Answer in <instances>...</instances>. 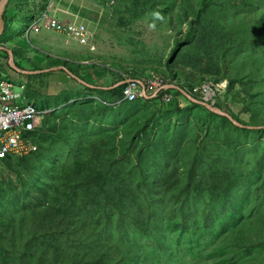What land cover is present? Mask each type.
<instances>
[{"label":"rangeland","instance_id":"obj_1","mask_svg":"<svg viewBox=\"0 0 264 264\" xmlns=\"http://www.w3.org/2000/svg\"><path fill=\"white\" fill-rule=\"evenodd\" d=\"M170 1V4H167L166 1L165 5H163L164 11H159L156 6V10L146 9L148 6L142 3L138 8H133L134 0H55L56 5L53 6L51 0H23V6L27 8L32 5L35 9L39 8L42 11L48 8L50 4L52 8H56V11L61 12L67 19H79L80 21H86L90 25L91 29L96 33L93 47L79 43L85 46L83 52L77 53L73 50V56L69 55V51L54 52V56L57 58L49 57V63L53 66L65 67L68 65L76 68L80 76L90 84L96 86L108 84L112 86V84L120 80L119 75L121 76V72L127 74L131 71L147 76L160 75L157 68H160L161 65L163 66L161 69L166 71V63L177 45V40L180 41L181 45L175 53L172 63L175 69L180 70L178 78L183 82L186 81L188 76L194 85L202 83L204 81L202 78L204 72L202 70L208 69L212 62L209 60L195 61L193 55L196 51L187 52V48L190 49L189 46L191 45L189 31L192 30L191 26L193 25L194 28H199V31L200 29L206 31L216 27L217 30L215 31H217L220 46L216 45V49L214 48L213 62L227 68L230 77L239 74L244 75L242 73L245 71L247 73L245 75L249 77L246 82L254 78L252 85L257 86V89L259 88L264 75L261 74L260 70L256 74H252L249 69L251 68L250 64L253 65L251 54L256 57L264 56V20L258 19L264 12V0H209V11L204 12V14L208 15L206 19H201V23L204 22V24L209 25L207 27H202L201 24H198L200 21L196 19L194 14V12L197 13L203 9L202 0ZM126 5L129 6L128 9ZM150 5L151 3H149ZM214 7L216 8L214 9ZM143 9L146 12L143 13ZM204 24L203 26H205ZM24 42L27 44L26 49L29 52L36 53L37 50L33 49L26 39H24ZM77 43L73 45L77 47L79 45ZM41 55L48 57L47 54L42 52ZM66 57L70 60H66ZM22 58H27V60L31 61L26 55L22 57V53L19 50L16 51L15 59L22 62ZM4 63L8 65V60ZM21 67L26 69L25 66ZM12 68L13 73L20 77L16 78L17 76H13L10 80L16 85H25L29 100H35L43 110L49 113L43 118L42 125L38 128H44L43 130L46 134L39 136V134L42 133L43 135L44 133H37L36 139L39 142L37 141L38 144H36L34 141L36 149L33 151L38 152L40 160L32 176H27L20 172L23 170H21L20 162L16 158L5 162L0 169V235L5 234L7 239L10 240L9 231L4 230L6 221H1L18 214H25L22 209V204L25 202H28L27 205L34 207L40 202V199L49 198L51 193L50 185L57 184L62 175L67 179L66 184L71 187H73L74 183H80L84 180L88 181L89 168L77 173L76 164L82 160L88 162L89 157L99 151L102 141H104L107 148L103 152L105 154L100 159V163L106 166L108 160L115 158L119 162L128 160L131 168L135 167L128 179L133 182L135 193L141 196L142 205L139 209L145 208L148 203L145 200V191H148V185L145 183V186H142L141 183L144 181L140 172H137L136 164L143 165L145 170L150 172L154 163L146 156L145 142L135 145L130 154L123 156L121 140L124 139L125 145L133 141V134H129L134 133L139 128L137 121L151 120L155 124L158 122L162 123L166 119H157L159 116L153 114L154 110L150 105L145 110L136 112L134 116L129 115L131 116L130 118L121 116L122 110L119 105L113 109H103V113L97 112L94 116L79 118L77 115L81 114V112L73 108L74 103L84 102L86 99L101 100L106 98L105 94L99 92V89L88 91L86 85L72 79L62 69L53 71L57 77L52 80L49 77L51 73L41 72L26 75L18 69ZM167 74L168 78H173L169 72ZM206 77L205 80L211 79L208 74H206ZM54 82L56 84L52 86ZM228 89L225 95L219 98V104L235 112L244 121L251 122L252 113L249 111L250 104L247 102L250 96L244 91L241 98L235 99L234 96H229ZM235 92H243L241 84L237 85ZM34 95L37 99L32 98ZM192 95L195 96L194 94ZM82 111L91 112L89 109ZM47 120H49L48 125L45 124ZM169 121L171 120H167V122ZM172 121L177 122L175 118ZM189 123V120H187L186 125L184 122H180L179 125L185 126L186 131L183 133V139L186 142H193L196 136L193 133V127ZM116 126L122 131L120 137L114 143L107 132L108 129L116 128ZM53 127H55L54 130ZM255 128L261 129L262 126ZM150 131L149 129L148 134ZM257 138L259 141H264V135L257 136ZM203 141L204 138L200 139V142ZM114 145L115 148L113 147ZM138 150L145 152V157L142 161L137 158L136 153ZM129 157L132 159H129ZM249 160H252V158ZM133 165L134 167H132ZM39 175L43 176L42 190L32 186ZM159 175L160 173L158 172L150 174V176H155L156 178H159ZM259 187L261 188L260 191L253 188L255 196L253 195L250 198L249 204H251L247 207V217L244 223L237 226L239 228L232 233L226 232L225 234L216 235V232H213L210 236L213 240H210V242L208 240L205 241V239H202L200 243L193 241L191 244L201 252L195 251L190 256L187 254L186 249L183 248V250L175 253L172 257L177 247L170 252L169 257L166 256L165 250L161 249L159 244L154 245L153 232L148 226H144L142 222L138 223L140 224L138 227L133 225L131 215L134 206L127 210L126 213L129 215L127 220L110 228L109 236L101 234L102 224L100 222L89 224V231L95 238H98L99 235L103 237L96 239L98 251H101L99 247L103 242H113L116 243V248H111L110 252L120 256L119 249H123L122 253L124 251L128 253L125 256L128 261L131 255L135 253L134 256L144 257L147 264H168L169 262H171L170 264H264V215L259 213L260 211L264 212V204L256 198L257 196L264 199V186L260 183ZM173 188L175 189L174 186ZM178 192L180 190H176V193ZM156 195L159 197L155 202L164 206L157 209V214L163 215L165 209L167 212L170 210L168 206L178 205V199L172 197L167 187L160 188L159 193ZM192 196L193 191L187 195L188 203L193 202L196 205L190 206L188 216L189 219L194 218L196 220V222L192 220V228H199L202 224V205L206 196H197L195 193L194 199ZM225 205H217V207L213 205L212 207H215L217 212L211 215H217V217L222 215ZM241 206L243 207L244 203H241ZM103 210L115 212V208L111 207ZM168 215L171 216V214ZM91 221L97 220L91 219ZM210 225H214V228H216L217 221H210L208 226L210 227ZM167 226L168 230L166 233L169 236H175L173 231H169L168 224ZM130 227L134 230H131ZM121 229L126 231L123 237ZM186 236L187 238L183 242L190 247L188 239L192 235L187 233ZM171 240L170 237L169 241ZM93 242L91 240L89 244ZM106 248L109 247L105 246ZM78 249L81 253L87 252L84 249ZM0 254L2 253L0 252Z\"/></svg>","mask_w":264,"mask_h":264},{"label":"trees","instance_id":"obj_2","mask_svg":"<svg viewBox=\"0 0 264 264\" xmlns=\"http://www.w3.org/2000/svg\"><path fill=\"white\" fill-rule=\"evenodd\" d=\"M166 1L167 4L171 3L170 0H134L132 7L138 8L142 3L148 6L146 9L156 10L158 7L159 11H164L163 5ZM201 2L203 9L199 10V13L194 12V14L196 19L200 21L198 24L207 27L209 25L204 24V22L201 23V19H206L208 14H204V12L209 11L210 2L209 0H202ZM149 3H151L150 6ZM128 5H126L127 9L129 8ZM144 12H146L145 9H143ZM258 19L264 20V12ZM191 27L192 30L189 31L191 45L189 46L190 49L187 48V52L196 51L193 55L195 61L209 60L212 62L208 69L202 70L204 72L202 83L208 80H230L228 85L229 96L232 95L235 99L241 98L245 91L250 96L247 102L250 104L249 111L252 113L251 122L244 121L229 108H224L219 104L218 99L216 106L229 112L245 125L240 127L228 117L212 112L205 106L189 100L176 89L164 90L158 97L151 99L143 97L133 101H124L119 105L123 118H130L129 115L134 116L136 112L145 110L150 105L154 110L153 114L159 116L157 119H166L162 123L155 124L151 120L137 121L139 128L134 133L129 134H133V141L125 145L124 139L121 140L123 156L130 154L135 145L145 142L146 156L154 163L150 172H147L143 165L136 164L138 170L136 171L140 172L144 181L141 183L142 186H145V183L148 185V191H145V200L148 202L146 207L139 209L142 205L141 196L135 193L133 182L128 179V176L135 169L134 165L132 166L134 168H131L128 160L119 162L115 158L108 160L106 166L100 163V159L105 154L103 152L107 148L104 141H102L99 151L89 157L88 162L82 160L76 164L77 173L89 168L88 181L74 183L71 187L66 184L67 179L62 175L57 184L50 185L49 198L40 199V202L34 207L27 205L28 202H25L22 204L25 214H18L1 221H6L4 230L9 231L11 241L7 239L5 234L0 235V252L2 253L0 254V264H147L144 257L134 256L133 251L134 254L131 255L129 261L125 257L128 253H125V251L122 253L123 249H119L121 254L116 256L115 253L110 252L111 248H116V243L113 242H103L99 247L101 251H98L96 239L103 237L99 235L98 238H95L89 231V224L100 222L102 224L101 234L109 236L110 228L127 220L129 215L126 212L132 206H134L131 215L133 225L138 227L140 225L138 223L142 222L144 226H148L153 232L154 245L159 244L168 257L176 247L177 249L173 252L172 257L183 248L186 249L189 256L193 255L195 251L201 252L191 244L193 241L200 243L202 239H205V241L210 242V240H213V238H210L213 232H216V235L225 234L226 232L232 233L239 228L237 226L244 223L247 217V207L251 204H249L250 198L254 195L253 188L260 191L259 184L262 183L264 186V141H259L257 138V136L264 135V76L258 89L257 86L252 85L254 78L246 82L249 77L245 75L247 74L245 71L242 73L244 75L239 74L230 77L227 68L213 62L214 48L216 49V45L220 46L219 37L217 31H215L217 30L216 27L206 31L200 29L201 32L199 28H194L193 25ZM7 35L8 29L6 28L0 36V44L7 42ZM180 45V41L177 40V45L166 63V71L161 69L163 67L161 65L160 68H157V71L158 74L167 78L169 84L179 83L177 85L194 94L193 88L202 83L194 85L188 76L186 81L181 82V79L178 78L180 70L175 69L172 63ZM16 51L18 49L14 48L15 53ZM250 57L253 60V65L250 64L249 72L252 71V74H256L260 70L261 74L264 75V56L256 57L251 54ZM66 66L74 74L80 76L76 68ZM167 72L174 79L168 78ZM223 73H225L224 76ZM128 74L132 78L147 76L131 71ZM206 74L211 79L205 80L207 78ZM119 77L120 80L112 86L125 80L122 75H119ZM81 78L86 81L83 77ZM238 84L242 85L243 92H235ZM125 88L126 84L112 89H99V92L105 94L106 98L95 99L96 101L86 99L84 102L74 103L73 108L81 112L77 117L94 116L97 112L103 113V109H113L115 107L113 103L124 97ZM86 89L95 91L88 86H86ZM167 93L174 95L171 102H165L162 99ZM194 95L200 100H204L203 97ZM32 98L37 99L35 96H32ZM36 105L39 109H42L39 103ZM85 109H89L91 112L82 111ZM173 118L178 123L173 122ZM167 120L172 122H167ZM187 120H189L190 126L193 127V133L196 136L193 142H186L183 139V133L186 131L185 126L179 125L180 122H184L186 125ZM45 124L48 125L49 120ZM247 126H253V128ZM258 126H262V128H255ZM43 129L40 128L33 133V143L35 141L38 144L37 133H44L43 135L42 133L39 134V136L46 134ZM149 129L151 131L148 134ZM156 130L157 132H155ZM121 131L116 126V128L108 129L107 134L116 143ZM202 138H204V141L200 142ZM113 147L115 148V145ZM140 150L136 154L138 160L142 161L145 152ZM15 158L20 162L21 170H23L20 172L27 176H32L40 160L38 152L31 151V153L23 156L11 155L6 159V162ZM250 158L252 160H249ZM156 172L160 173L159 178L150 176V174ZM42 178L43 176L39 175L32 186L42 190ZM157 186L158 189L156 190ZM164 187L168 188L173 198L178 199V205L168 206L170 210L167 212L165 209L162 215L157 214V209L164 206L161 203L157 204L155 200L159 197L156 195L159 193V189ZM176 190H180V192L176 193ZM191 191H193V199L194 193L197 196H206L202 205V224L199 228H192L191 222L192 220L196 222V220L194 218L189 219L188 216L190 206L196 205L193 202L188 203L187 195ZM256 198L264 204V199L257 196ZM241 203H244L243 207ZM222 204H226L223 214L218 215V217L217 215H211L217 212L215 207L212 206L217 207V205ZM110 207L115 208V212L103 210ZM146 209L148 210L146 211ZM259 213L264 215V212L260 211ZM168 214H171V216ZM91 219L97 221H91ZM210 221H217L216 228H214L215 223L210 227L208 226ZM167 224L169 225V231H173L175 236H169L166 233L168 230ZM122 227L126 229L124 225ZM124 229H121L122 237L126 232ZM130 229L134 230L132 227ZM187 233L192 235L188 239L190 247L183 242L187 238ZM170 237L171 241H169ZM91 240L94 242L89 244ZM105 246L109 248L105 249ZM78 248L87 252L81 253Z\"/></svg>","mask_w":264,"mask_h":264},{"label":"built area","instance_id":"obj_3","mask_svg":"<svg viewBox=\"0 0 264 264\" xmlns=\"http://www.w3.org/2000/svg\"><path fill=\"white\" fill-rule=\"evenodd\" d=\"M58 32L73 41L93 47L96 33L86 21L61 20L55 13L45 14L41 19L26 31V36L40 32L43 28ZM126 88L124 97L113 105H121L124 101H133L145 97V94L158 97L167 90L169 85L166 77L150 75L144 78H132L128 73H122ZM228 80H208L193 88V93L204 100L216 105L228 89ZM25 85H16L10 79H0V169L11 155L23 156L36 149L33 143V133L42 125L43 118L49 113L39 109L35 100H29ZM163 101L171 102L172 93L163 96Z\"/></svg>","mask_w":264,"mask_h":264},{"label":"crops","instance_id":"obj_4","mask_svg":"<svg viewBox=\"0 0 264 264\" xmlns=\"http://www.w3.org/2000/svg\"><path fill=\"white\" fill-rule=\"evenodd\" d=\"M51 3H52V6L56 5L55 0H51ZM23 5H24L23 0H9V2L7 3L5 10H4V14H3V17L6 22V28L8 29L7 42L1 43L0 45L6 46L8 49H11L14 54V59H15L14 48L18 49L22 53V57H24L25 55L26 57H29L31 61L27 60V58H22L23 59L22 62H19L17 61V59H15L16 64L17 63L20 64V65L18 64L17 65L21 69L23 68L21 66H25L26 69L24 70L28 71V72H22V73H25L26 75H32L34 73H41V72L51 73L49 74V77L53 80V78L57 77V75H54L53 71H56L54 70V68L59 67V66L51 65L49 63L50 62L49 57L57 58L54 56L55 55L54 52H66V51H69L70 52V53L68 52L69 55L73 56L72 53H74V51L77 53L81 51L83 52L85 46L77 43L79 45L75 47L73 45L76 43L75 41L71 40L70 38L58 32H55L49 29L48 27L43 28L40 32L32 31L28 37L26 36V31L32 28L33 25L36 24L41 19V17H43L47 13L48 14L55 13L59 18H61V20H64V21H72L75 19H67L65 15H63L61 12H57L56 11L57 9L52 8L50 4L48 8L43 9L42 11H40L39 8L35 9L34 7H32V5L27 8H25V6ZM24 39H26L29 42V44H31L33 49L37 50L36 53L29 52L26 49L27 44H25ZM41 52L47 54L48 57L41 55ZM65 59L70 60L68 57H66ZM7 60H8V65L4 63ZM0 67H2L0 68V79H11L13 76H17L16 78L20 77L19 75H16L15 73H13V71L11 70L13 68L10 64V54L7 50H0ZM63 72H65L66 74L68 73L67 71H63ZM69 75L70 73H68V76ZM78 77L81 78L80 76ZM71 78L93 89H109V87H112V86H109L108 84L105 86L103 85L96 86L84 80L85 82L89 84L88 85L86 83L79 81L75 77L71 76ZM55 84L56 82H54L52 86H54ZM90 85H93V86H90Z\"/></svg>","mask_w":264,"mask_h":264},{"label":"water","instance_id":"obj_5","mask_svg":"<svg viewBox=\"0 0 264 264\" xmlns=\"http://www.w3.org/2000/svg\"><path fill=\"white\" fill-rule=\"evenodd\" d=\"M8 2H9V0H0V36L3 34V32L5 31V28H6V22H5V19L3 17V14H4V10H5V7H6V5H7ZM0 50H7L9 52V54H10V64H11L12 67H14L15 69H18L21 72H28V71H26L24 69H21L16 64L15 59H14V54H13V51L11 49H8L6 46L0 45ZM60 69H63L65 71H67L68 73H70V75L72 77H75L79 81L88 84L87 82H85L84 80H82L81 78H79L78 76H76L75 74H73L67 67L59 66V67L54 68V70H60ZM123 84H125V81H122V82L118 83L115 86L109 87V89L118 87V86L123 85ZM90 86H93V85H90ZM166 89L167 90H169V89H176V90L180 91L189 100L205 106L207 109H209L212 112H215V113H217L219 115H223V116L228 117L233 123H235L236 125H238L240 127H244L245 126L244 124H242L241 122H239L236 118H234L229 112L221 109L220 107H218V106L210 103L207 100H200L199 98L193 96L189 91H187L186 89H184L180 85H177V84H174V83L173 84H169L166 87ZM145 98L146 99H151V98H155V96L154 95L145 94ZM247 127L253 128V126H247Z\"/></svg>","mask_w":264,"mask_h":264}]
</instances>
